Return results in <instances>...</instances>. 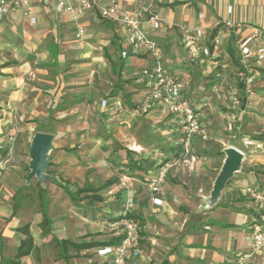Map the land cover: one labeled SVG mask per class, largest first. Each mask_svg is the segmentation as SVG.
Segmentation results:
<instances>
[{"label": "crops", "instance_id": "crops-1", "mask_svg": "<svg viewBox=\"0 0 264 264\" xmlns=\"http://www.w3.org/2000/svg\"><path fill=\"white\" fill-rule=\"evenodd\" d=\"M117 1L123 10L131 11L140 0ZM143 1L163 19L162 27L151 32L157 42L156 51L129 48L123 25L104 19L94 21L92 13L83 20L85 35L78 38V23L71 14L58 13L50 0H35L30 14L17 10L0 21V157L9 158L3 171L11 172L0 180V197L10 193L13 200L12 214H0V219L6 222V228L0 229V264L12 258L5 254L3 236L17 237V250L25 237L18 229L26 224L35 249L21 258V264H35L31 257L40 249L36 231L40 241L52 236L58 249L57 256L44 264H111L110 259L96 252L115 237L112 233L115 228L111 229L107 222L114 220L113 225H117L130 200L128 213L137 226L138 250L128 254L126 264H264V249L252 250L251 226L258 210L243 192L248 185L264 190V118L260 116L264 115V58H244L240 53V44L248 37L254 39L252 46L257 43L264 46V0ZM110 2L101 0L100 4L106 6ZM200 24L205 27L206 44L214 29L218 28L221 34V42L202 62L189 58L182 33L183 27L195 29ZM222 57L236 62L235 74L220 68L207 84L193 86V91L207 138L203 119L214 108L223 122L217 124H222L218 128L225 132L215 134L202 146L194 138L191 147L198 160L191 170L182 158L178 116L157 107L149 111L140 107L144 84L136 73L161 61L178 74L184 69L194 78L195 74H206L204 63L210 65ZM102 65L105 67L101 68ZM105 71L115 78L111 86L102 90L97 82L100 74H107ZM181 75L184 76L182 72ZM131 77L134 81L129 80ZM213 77L218 78L212 81ZM227 79H233L226 82L233 92L228 90L229 94L223 96L222 86ZM116 88L117 95H113ZM104 99L109 100V105L103 106ZM116 100L122 102V107L116 106ZM255 109L260 113H255ZM253 115L263 118L259 121L262 126L250 125ZM90 117L99 120L102 132L97 129L91 134L85 126L75 128L78 122H89ZM129 118H134L135 129L140 122L149 123L148 120L159 121L161 128L146 126V134L151 136L147 142L137 132L121 137L114 127H125ZM231 118L233 123H228ZM165 122L169 123L163 128ZM54 123L66 127L56 129ZM36 129L55 134L50 167L55 165L59 173L56 177L50 174L51 183L61 187L78 204L83 200L90 203L87 211L92 214H58L56 218L48 214L51 223L45 226L44 214L38 217L34 214V219L28 221L23 220V214H15L18 209H14V203L25 184L21 175L26 178L29 173V148ZM122 139L129 141L122 143ZM159 139L166 145L158 149L152 145ZM249 145H256L250 165L243 160V168L227 184L218 203L208 207L207 196L226 159L224 149L234 146L245 158ZM159 153L163 158H158ZM87 159L92 160V169L82 170L80 163ZM161 160L169 164V169L162 191L153 192L149 178L157 172ZM80 171L83 175L93 172L87 184H80L76 178L71 183L59 175L73 176ZM96 176L105 179L93 186L98 183ZM38 185L43 192L47 190L45 185L39 182ZM84 188L87 191L79 192ZM103 188L109 192L100 193ZM109 193L113 194L108 196ZM156 198L161 202H156ZM93 203L102 208L95 209ZM76 206L78 212L79 205ZM57 239L102 244L80 252L69 248L71 258L67 260ZM37 259L40 261L41 256L37 255Z\"/></svg>", "mask_w": 264, "mask_h": 264}, {"label": "built area", "instance_id": "built-area-1", "mask_svg": "<svg viewBox=\"0 0 264 264\" xmlns=\"http://www.w3.org/2000/svg\"><path fill=\"white\" fill-rule=\"evenodd\" d=\"M35 0H0V21L10 16L17 10H24L25 14L31 13V7ZM55 3L58 13L71 14L78 23L76 37L81 38L86 33L83 24L84 18L92 13L93 20H110L123 25L126 30L125 42L129 48L141 52L156 51L157 42L151 37V32L162 27L163 19L154 13L150 4L139 1L134 10H123L117 0L103 6L101 0H50ZM231 11V8H229ZM33 19H35L33 17ZM230 24V22H227ZM183 43L191 60L202 62L204 57L211 55L209 46L205 43L206 32L203 25L195 29L182 28ZM253 37H248L240 44V53L244 58L262 60L264 58V46L257 44L252 46ZM221 41V34L217 33L214 44ZM126 56L127 52H123ZM144 84L140 107L144 110L159 108L165 113L178 116L180 137L179 142L183 146V162L193 170L198 156L192 152L194 138L205 140L207 135L201 123L200 114L197 111L194 100L189 96L188 80L175 72L171 67L161 61L152 65H146L136 73ZM103 106L109 105V100L102 101ZM118 108L122 102L116 100ZM158 158H163L161 153ZM7 160L0 159V173L6 167ZM157 172L149 178V185L153 192L162 191L169 164L160 161L157 164ZM243 192L256 204L258 217L251 226L252 250L261 252L264 249V190L255 186H244ZM156 202L161 199L156 198ZM125 228L120 242L112 245H104L98 248L97 254L110 259L111 264H126V259L131 251L137 253L138 232L133 219L126 217ZM227 264H236L229 262Z\"/></svg>", "mask_w": 264, "mask_h": 264}, {"label": "rangeland", "instance_id": "rangeland-1", "mask_svg": "<svg viewBox=\"0 0 264 264\" xmlns=\"http://www.w3.org/2000/svg\"><path fill=\"white\" fill-rule=\"evenodd\" d=\"M203 65H205L204 70H205L207 75L206 74H200V75L195 74L194 78L193 77L190 78L188 73L184 69L183 70L181 69V72L184 74V78H186L190 84V88H191L190 94H191V97L194 101H196V97H195V93L193 91V86L207 84V80L210 79V77L212 75H216L217 72H220L222 69L227 70V72H234V74L238 69V66H237L235 61L231 62L230 59H226L224 57L219 58L218 60H216L214 63H211L210 65H208L207 63H204ZM188 66H190V65L188 64ZM250 66H251V68H252V66L254 67V65H252V64H250ZM104 67H105L104 65L101 66V68H104ZM220 68H221V70H219ZM181 72L179 73L180 75H181ZM129 76H131V75H129ZM233 76H235V75H233ZM218 77H213L212 81ZM114 78H115V75L111 74V73L100 74V77L98 78V82H97L100 85H98V86L103 90V88L111 86L110 85L111 80H114ZM238 78H240V77H238ZM129 80L134 81L133 78L129 79ZM232 80L233 79H231V80L227 79V81H225L224 83H226V82L228 83ZM227 83L222 86L223 96H227L229 94L228 90L230 92H233L232 91L233 88H230L229 85H227ZM212 94H214V92H212ZM208 99H210V98L208 97ZM81 108L84 109L83 106ZM215 110H217V109L216 108L212 109V112L210 114L206 113V117L203 119L204 127H206L205 129H207V132H208V138L205 140H202L200 137H196V143L198 146H202V144L209 143V140L211 138H213V136L215 134H222L225 132L224 130L218 128L219 126H221L223 124V122L219 119V115L216 113ZM254 111H255V113L256 112L260 113L258 109H255ZM253 116H254L253 119L251 118V120H250V125L255 127V128L258 126H262V125H260L261 123H259V121H261L264 118V115L263 114L260 115L263 118H258L256 115H253ZM98 122H99V120H97L96 117H94V118L90 117L89 122H78L77 124H75V128L76 127L82 128V126H85L86 129H88L91 132V134L95 133V131L97 129H99L102 132V130L99 128L100 125ZM133 122H134V118H132V119L129 118V124H126L125 127L124 126L121 127L120 125H116L114 127V130L121 137H123V135H125V134H126L125 135L126 137H129V135H132L135 132L140 133L142 135L141 137L142 138L144 137V140L147 142V141L151 140V136L146 134L147 133L146 126H148L151 129H154V128L160 129L161 128V126H160L161 124L159 121L154 122V123H150V121L148 120L149 123H145V124L143 122H140L139 123L140 126L137 129H135L133 127V125H132ZM227 122L233 123L232 118L227 119ZM168 123L167 122L163 123L162 127L166 128L168 126ZM218 123H222V124L217 125ZM224 126H225V123H224L223 127ZM226 126H229V124L226 123ZM54 127H56V129L57 128H63L64 129V127H66V126H65V124H62V123H59V124L54 123ZM44 129L49 130L50 128L44 127ZM228 132H229V129H228ZM51 133H53V132H51ZM250 133L253 135V130H251ZM263 135H264V133H263ZM255 136H258V135L257 134L254 135V138H255ZM237 139L238 138H235L234 141L235 140L238 141ZM174 140H176V139L174 138ZM231 140H233V139H231ZM125 141H129V140L128 139L127 140L122 139V143H125ZM166 143H168V142H166ZM153 144L154 145H152V146L157 147L158 149L161 148L163 145H166L165 142H163V140H160V139L156 142L154 141ZM255 147H256V145H249L248 148L246 149L244 160L249 165H250V156H253L255 154V149H254ZM157 148H155V149H157ZM51 153L54 156L53 149H52ZM51 153H50V156H51ZM0 159L7 160V164L10 161L8 157H0ZM91 161L88 159L85 161H82L80 163V165L82 166V170H86L87 168H89V170L92 169V167L90 168V165H91L90 162ZM7 164H6V166H7ZM2 171L0 173V180L7 177L11 173V172H6V171L2 172ZM50 171L52 172V175L55 177L59 173L58 169L55 165H52L50 167ZM80 172L81 173H79L77 175H73V176L71 175V173L69 175L65 174V173H60L59 175H61V177H65L71 183H74L72 181L73 180L72 178H76L75 180L80 181V184H83V185L87 184L86 182H88V179L90 178V176H92L93 172L86 173L84 175H83L82 171H80ZM216 172L217 171H215V173ZM21 176H22V179L24 180L25 184H27L25 174L21 175ZM83 178L85 180H83ZM96 178L97 179L95 180V182H98V183H96V184L93 183L92 184L93 186H96V185L103 183L102 181L105 179L104 176H101V177L96 176ZM78 181H76V182L78 183ZM231 181L233 182L234 180H231ZM40 183L47 187V190H45V192H43V196H44V200H45L46 209L48 211V214H51V216L56 218V215H58V214H92L91 212L87 211V208L90 209V203L86 202V200H83V201H81V204H78L76 201H73L70 198V196L62 190L61 187H59L58 185H56L54 183H51V180H44ZM25 184L22 185V187L19 190V193H18V195L20 196L19 197V208L15 214H21V215L23 214L22 215L23 220L28 221L29 219H31V220L34 219V214L36 215V217H38V214H40L41 216L43 214L42 213V206L40 204L41 200H40V196H39V191L43 190V189L40 185H38V181L35 178L31 180L30 184H27V185H25ZM72 189L76 190L77 187L72 186ZM108 192H109L108 188H103L100 191V193H102V194L108 193ZM205 193L208 194V190H206ZM112 194L113 193H109L108 196L112 195ZM209 195L207 196V198L209 197ZM6 196H9V197L6 198ZM83 199H86V198H83ZM80 200H82V199H80ZM131 202L132 201L130 200V201H128V204L125 203L126 206H124L123 212H122L124 217H122L118 221L117 225L116 224L113 225L114 222H116L114 220H109L107 222V223H109V227L111 229L115 228L112 230L113 236H115V237H117L119 234H123V232H124V228H125L124 222L126 219H128L125 217V215L129 211V204ZM12 205H13V200L11 199L10 193L1 195V197H0V214H12V212H13L12 211ZM76 205H79L78 206V208H79L78 212L76 211V208H75V207H77ZM93 206L95 207V209H97V208L101 209L102 208V207H98L97 203H95ZM8 222L9 221H7V224H8ZM5 224H6V222H4V220L0 219V229L3 228L4 226H5L4 228H6ZM36 232H37L36 233L37 245L40 249H39V252L37 254H34L31 257V260L33 262H35V264H44L45 262H51L52 259L57 256V253H58V249H57L56 245L54 244V240H52L51 239L52 236H50V237H48V239L40 241L39 233H38V231H36ZM40 242H42V244H40ZM2 243L4 244L5 254L13 258L15 251H16L15 247L18 243L17 237H15L14 235L13 236L9 235V236H5V237L3 236ZM136 249H138V245H137ZM71 252H74V251L72 250ZM37 255L39 257L41 256L40 261H38Z\"/></svg>", "mask_w": 264, "mask_h": 264}, {"label": "water", "instance_id": "water-1", "mask_svg": "<svg viewBox=\"0 0 264 264\" xmlns=\"http://www.w3.org/2000/svg\"><path fill=\"white\" fill-rule=\"evenodd\" d=\"M54 134L46 131H36L29 148V173L26 175V183L30 184L32 179L38 182L51 180L52 176L47 172L50 162V153L54 147ZM226 159L217 175L206 205L213 207L220 200L227 184L235 174L242 169L244 153L234 146L224 149Z\"/></svg>", "mask_w": 264, "mask_h": 264}, {"label": "trees", "instance_id": "trees-1", "mask_svg": "<svg viewBox=\"0 0 264 264\" xmlns=\"http://www.w3.org/2000/svg\"><path fill=\"white\" fill-rule=\"evenodd\" d=\"M218 33V28L214 29L210 36H209V41L207 42V45L209 46L210 52L213 51L214 49V38ZM174 70V69H173ZM175 72H177L176 70H174ZM188 89L190 90V84L188 82ZM113 95H117V88L114 90ZM191 96V94H189ZM36 131H41V129H36ZM51 132V131H49ZM51 163L49 162L48 165V170L47 172L49 174H52V172L49 170ZM230 182V181H229ZM40 183V182H39ZM88 188H84L82 190H79V192L82 191H87ZM71 195H73L70 191H68ZM39 196H40V200H41V206H42V213L44 214V226L47 224H50V218L48 215V211L46 209V205H45V200H44V196H43V190L39 191ZM19 208V199L18 201L16 200L14 203V209L17 210ZM124 217V216H122ZM125 217H132V214L127 213L125 215ZM18 230H20L21 232L24 233L25 237L21 240L19 247L16 250V254H15V258H9L6 259L2 264H21L20 260L22 257L30 255L34 249H35V244H34V239L30 233L29 230V224H26L22 227H20ZM122 239V236H117L114 237L113 239H111L109 242L105 243V245H112V244H116L118 242H120V240ZM57 245L60 247V250H64L63 253V257L67 260H69L71 258V255L68 254V250L69 248H73L74 250H76L77 252H80L83 249L89 248V247H93V246H99L102 243H98V242H75L73 240L70 239H62V240H55Z\"/></svg>", "mask_w": 264, "mask_h": 264}]
</instances>
